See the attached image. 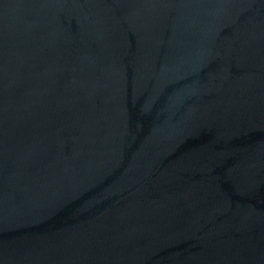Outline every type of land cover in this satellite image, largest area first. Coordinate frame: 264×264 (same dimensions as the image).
Segmentation results:
<instances>
[{"label":"water","instance_id":"obj_1","mask_svg":"<svg viewBox=\"0 0 264 264\" xmlns=\"http://www.w3.org/2000/svg\"><path fill=\"white\" fill-rule=\"evenodd\" d=\"M0 264H264V0H0Z\"/></svg>","mask_w":264,"mask_h":264}]
</instances>
